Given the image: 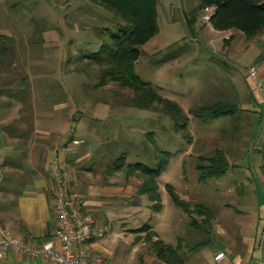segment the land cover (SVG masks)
<instances>
[{
  "label": "rangeland",
  "instance_id": "374dc122",
  "mask_svg": "<svg viewBox=\"0 0 264 264\" xmlns=\"http://www.w3.org/2000/svg\"><path fill=\"white\" fill-rule=\"evenodd\" d=\"M199 2L160 0V32L142 47L134 66L138 77L182 108L189 138L177 132L172 118L162 111L122 103L132 90L100 86V71L89 56L101 49V34L115 31L117 24L113 13L93 0H0V34L16 41L0 56H14L18 74L28 76L17 97L31 101L40 120L68 117L94 123L95 130L84 126L83 133L98 166L115 168L123 162L157 168L154 141L170 153L158 179L162 211L155 212L150 199L142 198L148 204L142 225L157 230L168 248L181 242L186 253L211 243L205 249L215 252L229 249V241H234L244 251L256 244L262 252L256 264H264V92L247 73L255 66L258 81L264 79V32L248 40L239 32L233 36L215 30L207 19L213 8L199 12L190 32L185 15ZM6 57L0 64L5 80L13 72ZM218 102L234 104L238 110L216 120L190 114ZM58 126L52 124L54 131ZM217 148L227 154L230 168L222 177L202 183L197 167L208 165L206 159ZM134 175L112 171L120 184L142 183L139 173ZM169 187L192 206L211 209L215 219L204 224V217H190L176 205ZM194 221L200 228L192 225ZM143 238L155 241L147 229Z\"/></svg>",
  "mask_w": 264,
  "mask_h": 264
},
{
  "label": "crops",
  "instance_id": "0c3cea01",
  "mask_svg": "<svg viewBox=\"0 0 264 264\" xmlns=\"http://www.w3.org/2000/svg\"><path fill=\"white\" fill-rule=\"evenodd\" d=\"M5 73L0 69V227L36 246L49 240H55L59 246L55 238L58 222L51 171L58 159L70 193L81 204L82 212L95 219L87 247L113 264H168L157 257L149 239L143 238L146 225H142V218L148 204H143L142 198L148 196L138 193L141 182L135 186L130 182L120 184L114 180L117 177L112 178V165L102 167L95 162V151L83 133L84 126L95 130L94 123L68 117L40 120L32 110L31 101L18 99L20 88L11 84L13 73L6 80ZM252 79L263 93L264 79L259 82L258 75ZM52 124L59 125L58 131H54ZM56 148H60L58 153ZM180 244L173 248L182 247ZM210 245L205 243L203 249L186 253L182 247L177 254L171 253V259L177 264L181 259L183 264H202V261L203 264H256V259L262 258L256 244L243 251L234 241H229V249L215 252L205 249ZM0 264L58 263L0 250Z\"/></svg>",
  "mask_w": 264,
  "mask_h": 264
},
{
  "label": "trees",
  "instance_id": "16d2710c",
  "mask_svg": "<svg viewBox=\"0 0 264 264\" xmlns=\"http://www.w3.org/2000/svg\"><path fill=\"white\" fill-rule=\"evenodd\" d=\"M93 1L110 10L117 24L115 31L107 29L106 33L103 32L101 34V39L103 40L101 49L89 56V59L93 62L92 64L97 65L100 71V86L116 84L123 89L132 90L133 95L126 98L123 97L122 103L140 109L162 111L172 118L176 131L181 133L184 131V137L189 138L190 134L187 131L188 117L183 113L178 103L165 98L152 84L143 81L134 73V66L143 54L142 47L160 32V0ZM199 1L197 8L190 14L185 15L186 28L190 32L195 27L199 12L207 8H213L212 11L214 13L210 18V22L215 30L230 33L233 36L239 32L248 40H252L264 32V0ZM15 42L13 37L0 34V55L8 54ZM3 57L6 56H0L1 66L5 63L2 60ZM6 58L8 59L9 67L13 68V81L11 80V84L21 89V86L27 82L28 76L22 78L18 74L17 67L13 62L14 56H7ZM19 76L21 77L20 81H16ZM0 81H2L1 76ZM237 110L238 108L234 104L218 102L210 106L192 109L190 114L204 120H216L223 116L234 115ZM154 144L157 151L156 160L159 163L157 168H151L143 163L125 165L123 162H118L115 168H112V171L122 172L128 178L135 176L134 173H139L137 178L142 180V183L138 188V193L147 195L151 201V209L159 213L163 209V204L159 193L158 179L168 167L170 153L161 151L155 141ZM119 159H123V156ZM206 160L208 165L200 164L197 167L202 183L212 178L222 177L230 168L228 156L222 149L217 148L214 156ZM169 191L176 205L190 217L198 214L204 217V224L215 219L211 209L203 205L192 206V204L182 200L173 187H169ZM192 225L195 228H200L196 221ZM144 228L150 231L151 238L157 237L154 242L149 239L157 257L168 264H177L171 259V253L177 254V251L182 247L180 246L177 249L168 248L156 231L151 230L148 225L144 226ZM199 246L197 245L196 247ZM178 256L181 259V256ZM178 264H183L182 259Z\"/></svg>",
  "mask_w": 264,
  "mask_h": 264
},
{
  "label": "built area",
  "instance_id": "2783aa9c",
  "mask_svg": "<svg viewBox=\"0 0 264 264\" xmlns=\"http://www.w3.org/2000/svg\"><path fill=\"white\" fill-rule=\"evenodd\" d=\"M214 12L211 11L207 19ZM252 77H257L258 68L252 66L248 69ZM60 148H56L58 153ZM52 175L55 181L54 210L57 217L55 240H49L42 245L36 246L16 236L9 230L0 227L2 240L0 250H10L28 254L35 259H49L58 264H113L106 257L94 252L86 246V242L92 236L95 219L91 215L82 212V206L70 193L64 171L58 159L52 165Z\"/></svg>",
  "mask_w": 264,
  "mask_h": 264
}]
</instances>
